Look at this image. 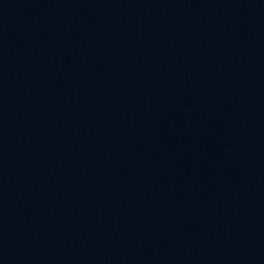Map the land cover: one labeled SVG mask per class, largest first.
<instances>
[{
  "label": "water",
  "instance_id": "obj_1",
  "mask_svg": "<svg viewBox=\"0 0 264 264\" xmlns=\"http://www.w3.org/2000/svg\"><path fill=\"white\" fill-rule=\"evenodd\" d=\"M119 0H0V264H21L85 112Z\"/></svg>",
  "mask_w": 264,
  "mask_h": 264
}]
</instances>
